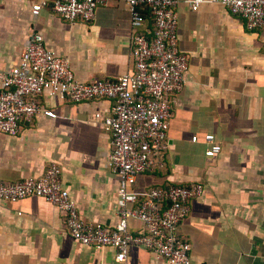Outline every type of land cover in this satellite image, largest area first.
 <instances>
[{
  "label": "crops",
  "instance_id": "crops-1",
  "mask_svg": "<svg viewBox=\"0 0 264 264\" xmlns=\"http://www.w3.org/2000/svg\"><path fill=\"white\" fill-rule=\"evenodd\" d=\"M38 0H0V72L19 62L32 30L68 57L79 80L116 79L133 70L131 14L125 0L99 4L90 22L69 21L49 7L34 16ZM178 0L179 44L190 56L186 85L168 96L173 115L165 163L140 174L133 191L201 181L180 235L192 244L188 264H264V26L219 2ZM147 29L154 28L146 14ZM35 100L55 110L37 114L16 134L0 132V180L42 175L57 162L65 187L89 222L118 221L119 180L107 164L113 138L96 112L109 98L76 102L45 95ZM212 133L222 150L206 155ZM197 136V140L193 137ZM132 222V229L140 227ZM0 264H118L115 250L81 244L51 202L30 196L0 200ZM129 264H168L131 245Z\"/></svg>",
  "mask_w": 264,
  "mask_h": 264
},
{
  "label": "built area",
  "instance_id": "built-area-1",
  "mask_svg": "<svg viewBox=\"0 0 264 264\" xmlns=\"http://www.w3.org/2000/svg\"><path fill=\"white\" fill-rule=\"evenodd\" d=\"M107 0H38L31 6L34 16L49 7L69 21L90 22L99 4ZM131 14L133 70L116 79L79 80L68 57L50 49L41 32L32 30L19 62L0 72V132L16 134L23 121L37 114L56 118L55 110L35 100L37 95L70 98L81 102L109 98L108 113L96 112L113 138L107 164L117 175L118 221L115 225L89 222L65 187L61 168L50 162L40 176L5 182L0 180V200L19 201L36 196L54 204L65 216L73 239L95 248H113L118 264H129L131 245L149 249L168 264H188L192 244L181 237L180 226L190 213V201L201 198V181L157 186L143 199L132 187L140 174L165 163L168 131L173 115L168 96L186 85L190 56L179 44L178 0H125ZM205 0H192L197 10ZM244 18L247 27L264 26V0H212ZM148 7L154 28L147 29L143 9ZM197 140V136L193 137ZM206 155L222 150L212 133ZM132 222L140 227L132 229Z\"/></svg>",
  "mask_w": 264,
  "mask_h": 264
},
{
  "label": "trees",
  "instance_id": "trees-1",
  "mask_svg": "<svg viewBox=\"0 0 264 264\" xmlns=\"http://www.w3.org/2000/svg\"><path fill=\"white\" fill-rule=\"evenodd\" d=\"M143 12L145 13V15L148 14V13H149V9H148V7H145V8L143 9Z\"/></svg>",
  "mask_w": 264,
  "mask_h": 264
}]
</instances>
